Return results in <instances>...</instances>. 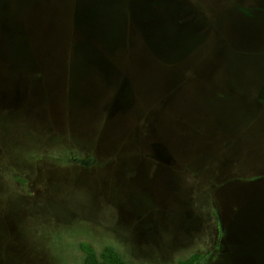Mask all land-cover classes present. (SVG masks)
Masks as SVG:
<instances>
[{"label":"rangeland","instance_id":"obj_1","mask_svg":"<svg viewBox=\"0 0 264 264\" xmlns=\"http://www.w3.org/2000/svg\"><path fill=\"white\" fill-rule=\"evenodd\" d=\"M188 1L0 0V264H264V0Z\"/></svg>","mask_w":264,"mask_h":264},{"label":"water","instance_id":"obj_2","mask_svg":"<svg viewBox=\"0 0 264 264\" xmlns=\"http://www.w3.org/2000/svg\"><path fill=\"white\" fill-rule=\"evenodd\" d=\"M246 13V17L243 19L246 23H248V21L246 20V18H248V20H251L252 22L254 21V18L257 16V14H253V12L250 14V12L245 11ZM84 13L80 14L79 16L77 15L76 18L74 19L75 21V27L77 28V30H79V32L86 38H92L94 37L93 35H95L96 33V29H98L97 25H96V21L94 20V15H86V16H82ZM261 14V13H260ZM264 14V13H262ZM256 15V16H255ZM252 24V23H249ZM229 30V29H228ZM230 32V30H229ZM246 37L243 38H250L251 33L250 31L247 32ZM95 52L90 49V48H86L85 46L76 49L75 52V58L71 60V64H73L74 66L77 65H82V64H94L96 63V59L94 58ZM98 62V61H97ZM159 162L161 163H166L168 165H170V163H168L165 160H162L161 158L157 159ZM78 163H82L84 165L87 166H91L94 162V160H90V161H80V160H75Z\"/></svg>","mask_w":264,"mask_h":264},{"label":"trees","instance_id":"obj_3","mask_svg":"<svg viewBox=\"0 0 264 264\" xmlns=\"http://www.w3.org/2000/svg\"><path fill=\"white\" fill-rule=\"evenodd\" d=\"M244 3V0H242ZM83 253V264H131L114 247L106 246L101 251H97L90 243L83 242L79 246ZM202 257L194 256L189 262L184 264H198Z\"/></svg>","mask_w":264,"mask_h":264},{"label":"flooded vegetation","instance_id":"obj_4","mask_svg":"<svg viewBox=\"0 0 264 264\" xmlns=\"http://www.w3.org/2000/svg\"><path fill=\"white\" fill-rule=\"evenodd\" d=\"M255 2L253 4H251V6H250L251 9H253V11H252L253 14L264 13V4L258 3L259 1L257 3H255ZM185 3H187L185 6L186 7L188 6L187 7L188 8V15L189 16H192L193 18H196V19H205L206 16H207V14H208L206 7L208 8L210 6H215L214 3H211L210 4L206 0H193V1H188V2H185ZM231 4L232 5H235V6L236 5L237 6H241V7L244 6V3L242 2V0H234V3H231ZM212 13L217 15V13L215 11H212ZM238 16H241V15L239 14ZM250 32H252V31H250ZM253 34L254 33H252L251 36H253ZM244 35L246 36V35H249V34L246 33ZM201 263H202V260L198 264H201Z\"/></svg>","mask_w":264,"mask_h":264},{"label":"crops","instance_id":"obj_5","mask_svg":"<svg viewBox=\"0 0 264 264\" xmlns=\"http://www.w3.org/2000/svg\"><path fill=\"white\" fill-rule=\"evenodd\" d=\"M157 162V161H156Z\"/></svg>","mask_w":264,"mask_h":264}]
</instances>
